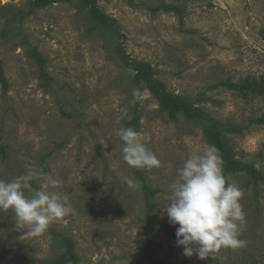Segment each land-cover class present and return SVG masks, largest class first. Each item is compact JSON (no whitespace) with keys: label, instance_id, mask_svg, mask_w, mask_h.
<instances>
[{"label":"rangeland","instance_id":"374dc122","mask_svg":"<svg viewBox=\"0 0 264 264\" xmlns=\"http://www.w3.org/2000/svg\"><path fill=\"white\" fill-rule=\"evenodd\" d=\"M32 1L0 0V178L42 170L32 187L72 211L22 237L14 213L0 210V264L57 257L54 231L72 240L71 264L206 262L183 255L164 207L185 158L209 145L244 192L247 241L210 254L212 264H264V179L242 169L264 172V125L252 124L264 95L247 85L264 77V0H61L30 10ZM161 91L184 111L172 117ZM127 127L148 134L159 168L123 161L117 130Z\"/></svg>","mask_w":264,"mask_h":264},{"label":"clouds","instance_id":"9594fccd","mask_svg":"<svg viewBox=\"0 0 264 264\" xmlns=\"http://www.w3.org/2000/svg\"><path fill=\"white\" fill-rule=\"evenodd\" d=\"M135 76L134 69H126ZM144 92L147 93L145 87ZM141 97L139 89L133 92ZM132 119L127 109L122 118ZM117 136L122 141V159L133 169L159 168L161 162L148 148L147 133L132 127L120 128ZM46 178L42 170L31 169L26 174L6 181L0 178V210H11L16 218L22 237H35L47 231L49 226L67 216L72 209L55 192L39 190L31 182ZM50 186L58 188L62 181L49 180ZM129 187L139 188L140 182L126 178ZM169 203L164 207L168 221L176 228V244L183 248V255L195 253L201 260L222 248L239 249L247 241L241 239L246 214L240 203L244 192L236 183H228L223 171V159L219 149L209 145L201 154H190L177 171L169 185ZM30 193L29 194H26Z\"/></svg>","mask_w":264,"mask_h":264},{"label":"trees","instance_id":"16d2710c","mask_svg":"<svg viewBox=\"0 0 264 264\" xmlns=\"http://www.w3.org/2000/svg\"><path fill=\"white\" fill-rule=\"evenodd\" d=\"M56 1H61V0H33L30 5V10L35 9V8L45 7ZM95 18L100 23H103V22L108 23V21L103 19V17H101L100 15H95ZM1 78L2 77H1V72H0V79ZM247 85L249 86V89L253 91L254 93H256L257 95H264V77H260L258 80L252 79L250 81H247ZM161 95L163 96V100L166 104V108L172 117L184 111L183 105H181V103L176 98L172 97L169 94L164 93L163 91H161ZM187 116L189 119H191L195 116V114L192 112H188ZM252 124L264 125V115L257 117L255 119H252ZM239 166L240 165H237L236 167L240 168ZM242 169L247 171L249 176L252 179H255V180L264 179V172L258 171L255 168H252V166L246 165L245 167H242ZM255 184L256 183L253 182V185ZM162 228L166 231L168 235L175 237L174 232H172L168 228V226L162 225ZM53 235L58 238V242L62 246V253L58 255L57 257H54L47 261H43L40 264H71L73 261V255H74L72 240L60 232L54 231ZM212 263H213V260L211 256H208L206 262H198L197 264H212Z\"/></svg>","mask_w":264,"mask_h":264}]
</instances>
